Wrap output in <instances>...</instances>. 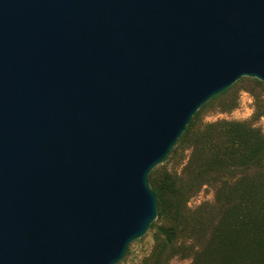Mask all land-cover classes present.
I'll return each mask as SVG.
<instances>
[{"label":"water","instance_id":"95a60500","mask_svg":"<svg viewBox=\"0 0 264 264\" xmlns=\"http://www.w3.org/2000/svg\"><path fill=\"white\" fill-rule=\"evenodd\" d=\"M243 78L264 0H0V264H118L150 173Z\"/></svg>","mask_w":264,"mask_h":264},{"label":"trees","instance_id":"16d2710c","mask_svg":"<svg viewBox=\"0 0 264 264\" xmlns=\"http://www.w3.org/2000/svg\"><path fill=\"white\" fill-rule=\"evenodd\" d=\"M243 79L199 109L168 157L150 173L158 215L145 235L153 238V247L139 264H171L173 259L264 264V132L258 126L264 99L251 93L249 120L204 121L210 107L220 114L238 107L237 86ZM249 81L256 89L264 87ZM204 188L211 190L212 200L190 208L189 201Z\"/></svg>","mask_w":264,"mask_h":264},{"label":"rangeland","instance_id":"374dc122","mask_svg":"<svg viewBox=\"0 0 264 264\" xmlns=\"http://www.w3.org/2000/svg\"><path fill=\"white\" fill-rule=\"evenodd\" d=\"M240 89L238 93V107L229 114H220L218 110L209 108L204 114L205 122H214L216 120H232L244 121L251 119L254 112V100L252 92L259 94L264 99V87L256 89L249 79H243L237 86ZM258 126L264 132V118L258 122ZM212 200V192L210 189L204 188L197 196L189 201V207L194 208L205 201ZM153 247V238L150 235L143 237L141 240L131 244L129 248V255L119 264H139L144 257H146ZM171 264H189L187 260L173 259Z\"/></svg>","mask_w":264,"mask_h":264}]
</instances>
